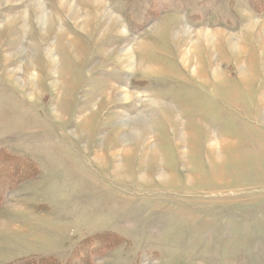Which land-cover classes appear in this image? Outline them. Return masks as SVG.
Instances as JSON below:
<instances>
[{
  "label": "rangeland",
  "instance_id": "1",
  "mask_svg": "<svg viewBox=\"0 0 264 264\" xmlns=\"http://www.w3.org/2000/svg\"><path fill=\"white\" fill-rule=\"evenodd\" d=\"M93 1L0 0V264H264V0Z\"/></svg>",
  "mask_w": 264,
  "mask_h": 264
},
{
  "label": "trees",
  "instance_id": "2",
  "mask_svg": "<svg viewBox=\"0 0 264 264\" xmlns=\"http://www.w3.org/2000/svg\"><path fill=\"white\" fill-rule=\"evenodd\" d=\"M264 5V2H261ZM23 161L22 159L14 158L9 156L7 152L0 151V198L6 190L12 189L17 183L28 179L32 176L33 167ZM6 173V174H5ZM4 178V179H3ZM94 241L98 243V247L90 250L89 253H85L78 244L72 251L67 259L60 260L55 256H45V257H28L23 259L25 263L23 264H93L91 257L100 254L101 249L106 250L111 248V246L117 245L121 242V238L112 232H102L96 233L92 237L89 236L86 241ZM82 254L79 255V253ZM79 257V259H77ZM76 261V262H75Z\"/></svg>",
  "mask_w": 264,
  "mask_h": 264
},
{
  "label": "bare ground",
  "instance_id": "3",
  "mask_svg": "<svg viewBox=\"0 0 264 264\" xmlns=\"http://www.w3.org/2000/svg\"><path fill=\"white\" fill-rule=\"evenodd\" d=\"M101 3V0H94L93 1V4L94 5H98V4H100ZM61 7L63 8V7H65V5L67 4V0H61ZM68 5V4H67ZM36 9H35V11H36V13H37V9H38V4L36 3ZM68 9H69V17L70 18H74L75 17V8H74V5H69V7H68ZM44 12H40V15H39V19H41L42 17H44ZM100 16L101 17H104L105 15L102 13V14H100ZM76 19V18H75ZM38 20V19H37ZM13 21H15V20H13ZM111 21V20H110ZM86 22V21H85ZM252 28V27H251ZM250 28V29H251ZM205 31V30H204ZM259 31H261V30H259ZM258 31V32H259ZM199 34V33H198ZM209 34V33H208ZM212 34V33H211ZM210 34V35H211ZM200 35V34H199ZM198 36V35H197ZM204 36V35H203ZM220 37V36H219ZM213 38V37H212ZM216 38L218 39V36H216ZM200 39H202V38H200ZM206 39V38H205ZM210 40H212V39H210ZM209 41V40H208ZM210 42V41H209ZM210 44V43H209ZM122 49V48H121ZM128 51V50H127ZM130 52V51H129ZM122 55H124L122 58H119L122 62L124 61V64H123V68L125 69V70H127V71H132L133 70V68H132V65L130 64V62L127 60V57H126V55H127V53H126V50L124 51V50H122ZM184 59H185V57H184ZM132 63V62H131ZM139 69L140 70H143V71H145V70H147L148 68L147 67H145V65H140L139 66ZM10 70V69H9ZM11 72H12V70H11ZM25 72V71H24ZM17 73V71H14L13 73H8V71H7V75L8 74H10V76L12 77V74H16ZM9 76V75H8ZM123 91H125V89L123 88L122 89V87L120 88V86L119 87H117L116 88V92L115 93H118V94H120L121 92H123ZM132 96V94H130V93H124V99H127L128 97H131ZM109 99L112 101V99L113 98H110L109 97ZM115 99V98H114ZM120 99V98H119ZM118 99V100H119ZM116 100H117V98H116ZM141 119V118H140ZM222 157V156H221ZM188 161V160H187Z\"/></svg>",
  "mask_w": 264,
  "mask_h": 264
}]
</instances>
